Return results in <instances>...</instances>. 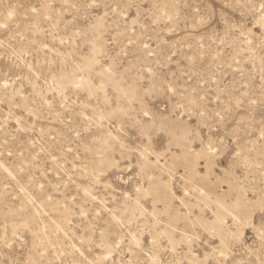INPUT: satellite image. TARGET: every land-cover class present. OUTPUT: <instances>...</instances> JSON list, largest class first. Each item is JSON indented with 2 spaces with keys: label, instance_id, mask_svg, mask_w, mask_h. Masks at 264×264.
<instances>
[{
  "label": "rangeland",
  "instance_id": "374dc122",
  "mask_svg": "<svg viewBox=\"0 0 264 264\" xmlns=\"http://www.w3.org/2000/svg\"><path fill=\"white\" fill-rule=\"evenodd\" d=\"M262 6L0 0V264H264Z\"/></svg>",
  "mask_w": 264,
  "mask_h": 264
},
{
  "label": "bare ground",
  "instance_id": "6f19581e",
  "mask_svg": "<svg viewBox=\"0 0 264 264\" xmlns=\"http://www.w3.org/2000/svg\"><path fill=\"white\" fill-rule=\"evenodd\" d=\"M185 159V158H184ZM183 159V160H184ZM179 162H180V160H179V158H174V160L172 161V164H170V167L172 168V167H175L177 164H179ZM192 162V160L190 161V157L189 158H187L186 157V159H185V161L183 162V164L184 165H186L188 168L191 166V163ZM180 163H182V161L180 162ZM195 164V163H194ZM194 164H193V166H194ZM194 168V167H193ZM168 169H170L169 167H168ZM189 170V169H188ZM162 187V186H161ZM158 189V188H157ZM164 189V188H163ZM156 191V190H155ZM160 193V192H159ZM165 195H167V197H168V194H167V191H166V193H165ZM158 196V195H157ZM161 196V195H160ZM173 196V195H172ZM171 196V197H172ZM242 196V195H241ZM162 197H163V192H162ZM161 197V198H162ZM165 198H166V196H164ZM169 198V197H168ZM167 198V199H168ZM171 200V199H170ZM220 202V201H219Z\"/></svg>",
  "mask_w": 264,
  "mask_h": 264
},
{
  "label": "snow or ice",
  "instance_id": "6c2138e0",
  "mask_svg": "<svg viewBox=\"0 0 264 264\" xmlns=\"http://www.w3.org/2000/svg\"><path fill=\"white\" fill-rule=\"evenodd\" d=\"M262 7H264V6H262Z\"/></svg>",
  "mask_w": 264,
  "mask_h": 264
}]
</instances>
